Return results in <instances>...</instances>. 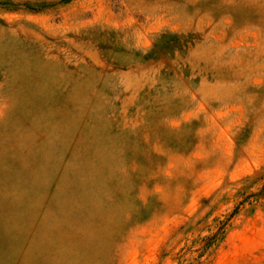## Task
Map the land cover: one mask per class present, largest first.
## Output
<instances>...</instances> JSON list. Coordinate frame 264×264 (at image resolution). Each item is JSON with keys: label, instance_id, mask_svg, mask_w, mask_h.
Masks as SVG:
<instances>
[{"label": "rangeland", "instance_id": "obj_1", "mask_svg": "<svg viewBox=\"0 0 264 264\" xmlns=\"http://www.w3.org/2000/svg\"><path fill=\"white\" fill-rule=\"evenodd\" d=\"M0 264H264V0H0Z\"/></svg>", "mask_w": 264, "mask_h": 264}]
</instances>
